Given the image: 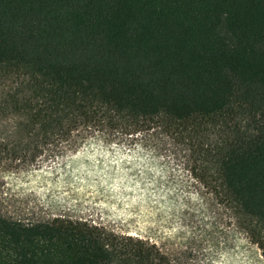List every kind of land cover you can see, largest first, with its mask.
I'll list each match as a JSON object with an SVG mask.
<instances>
[{
  "label": "trees",
  "instance_id": "16d2710c",
  "mask_svg": "<svg viewBox=\"0 0 264 264\" xmlns=\"http://www.w3.org/2000/svg\"><path fill=\"white\" fill-rule=\"evenodd\" d=\"M0 80L19 82L0 120L23 118L28 139L0 142V157L90 138L151 159L183 148L264 254V0H0ZM0 264L173 262L99 222L0 214Z\"/></svg>",
  "mask_w": 264,
  "mask_h": 264
},
{
  "label": "rangeland",
  "instance_id": "374dc122",
  "mask_svg": "<svg viewBox=\"0 0 264 264\" xmlns=\"http://www.w3.org/2000/svg\"><path fill=\"white\" fill-rule=\"evenodd\" d=\"M18 84L0 80V100ZM22 122L0 120V142L28 141ZM89 140L76 151L39 146L32 161L1 156L0 214L99 222L149 239L173 264H264L233 211L190 177L183 148L167 144L151 159L136 147Z\"/></svg>",
  "mask_w": 264,
  "mask_h": 264
}]
</instances>
